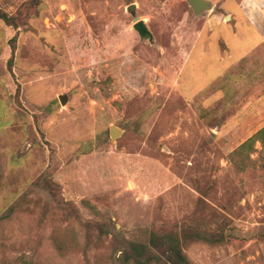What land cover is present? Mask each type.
I'll use <instances>...</instances> for the list:
<instances>
[{"label":"rangeland","instance_id":"1","mask_svg":"<svg viewBox=\"0 0 264 264\" xmlns=\"http://www.w3.org/2000/svg\"><path fill=\"white\" fill-rule=\"evenodd\" d=\"M208 1L0 0V264H264V0Z\"/></svg>","mask_w":264,"mask_h":264},{"label":"trees","instance_id":"2","mask_svg":"<svg viewBox=\"0 0 264 264\" xmlns=\"http://www.w3.org/2000/svg\"><path fill=\"white\" fill-rule=\"evenodd\" d=\"M11 21L12 19L0 10V22L11 25ZM11 68L10 60L8 69L13 76ZM253 142L264 146V127L244 142L240 148L251 146ZM16 205L9 208L8 214L15 209ZM167 235L159 236L151 232L147 243L130 242L122 253L123 264H192L184 255L178 236L176 234Z\"/></svg>","mask_w":264,"mask_h":264},{"label":"water","instance_id":"3","mask_svg":"<svg viewBox=\"0 0 264 264\" xmlns=\"http://www.w3.org/2000/svg\"><path fill=\"white\" fill-rule=\"evenodd\" d=\"M192 10V12L195 15H199L200 13L210 10L211 9V3L208 0H185ZM134 9L135 5L131 4L129 5L126 10L129 12L132 16H134ZM132 29L137 33V35L143 39L148 40L149 42H152V35L147 29L145 23L142 20H138L137 17H133V25ZM58 101L60 104L64 105L66 103V98L63 95H60L58 97ZM120 131L112 126L109 130V135L111 139H115L117 136H119Z\"/></svg>","mask_w":264,"mask_h":264}]
</instances>
